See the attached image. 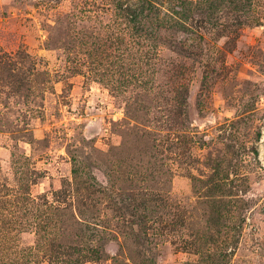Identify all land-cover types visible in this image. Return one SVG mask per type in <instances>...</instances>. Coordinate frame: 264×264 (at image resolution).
Returning a JSON list of instances; mask_svg holds the SVG:
<instances>
[{
    "label": "rangeland",
    "instance_id": "rangeland-1",
    "mask_svg": "<svg viewBox=\"0 0 264 264\" xmlns=\"http://www.w3.org/2000/svg\"><path fill=\"white\" fill-rule=\"evenodd\" d=\"M0 264H264V0H0Z\"/></svg>",
    "mask_w": 264,
    "mask_h": 264
}]
</instances>
